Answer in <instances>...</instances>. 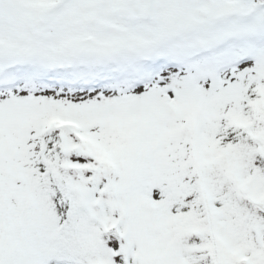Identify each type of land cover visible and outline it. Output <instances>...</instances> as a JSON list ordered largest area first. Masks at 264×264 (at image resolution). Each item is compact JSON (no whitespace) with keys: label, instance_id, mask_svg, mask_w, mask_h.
I'll list each match as a JSON object with an SVG mask.
<instances>
[{"label":"snow or ice","instance_id":"1","mask_svg":"<svg viewBox=\"0 0 264 264\" xmlns=\"http://www.w3.org/2000/svg\"><path fill=\"white\" fill-rule=\"evenodd\" d=\"M0 264H264V0H0Z\"/></svg>","mask_w":264,"mask_h":264}]
</instances>
